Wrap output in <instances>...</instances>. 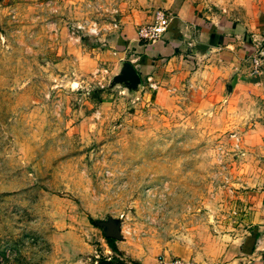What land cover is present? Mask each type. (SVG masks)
I'll return each mask as SVG.
<instances>
[{
    "label": "rangeland",
    "instance_id": "obj_1",
    "mask_svg": "<svg viewBox=\"0 0 264 264\" xmlns=\"http://www.w3.org/2000/svg\"><path fill=\"white\" fill-rule=\"evenodd\" d=\"M128 2L0 0V264H192L264 189L243 103L109 86Z\"/></svg>",
    "mask_w": 264,
    "mask_h": 264
},
{
    "label": "crops",
    "instance_id": "obj_2",
    "mask_svg": "<svg viewBox=\"0 0 264 264\" xmlns=\"http://www.w3.org/2000/svg\"><path fill=\"white\" fill-rule=\"evenodd\" d=\"M229 1L130 0L127 4L121 3L116 51L102 55L113 61L114 73L127 60L140 76H149L156 88L144 93L143 98L147 94L156 103L172 99L174 95H170L169 90L187 83L195 85L199 91H207L206 101L243 103L247 109L245 118H249L244 121L248 126L246 134L254 142H262L264 0L257 3L246 0L240 7ZM124 5L128 7L125 9ZM158 9L169 16L168 29L154 43L146 44L139 40L138 29L151 23ZM188 42L205 44L208 51L198 53L189 48ZM253 55L262 58L259 74L251 73ZM245 193V214L233 225L234 232L227 235V242H206L213 250L204 252L203 249L192 259V264H264V189Z\"/></svg>",
    "mask_w": 264,
    "mask_h": 264
},
{
    "label": "built area",
    "instance_id": "obj_3",
    "mask_svg": "<svg viewBox=\"0 0 264 264\" xmlns=\"http://www.w3.org/2000/svg\"><path fill=\"white\" fill-rule=\"evenodd\" d=\"M170 18L166 12L162 9H158L154 13V19L151 23L141 26L138 29V38L146 44L154 43L162 34L168 29ZM116 26V25H115ZM95 30L89 28V32ZM192 43L188 42L187 45L190 46ZM252 63V74H259L261 71V66L263 64L262 58L259 55H253L251 58ZM149 86L152 89L156 88V84L150 82V77H147ZM163 264H184L182 260L174 259L170 261H161Z\"/></svg>",
    "mask_w": 264,
    "mask_h": 264
},
{
    "label": "water",
    "instance_id": "obj_4",
    "mask_svg": "<svg viewBox=\"0 0 264 264\" xmlns=\"http://www.w3.org/2000/svg\"><path fill=\"white\" fill-rule=\"evenodd\" d=\"M189 48L195 50L198 53H205L208 51L207 46L202 43H192ZM140 83V73L135 70L129 61H124L122 62L119 71L114 74L110 80L109 86L112 87L114 85H123L128 90H136ZM106 236L114 239L117 237V233L113 224L110 225Z\"/></svg>",
    "mask_w": 264,
    "mask_h": 264
},
{
    "label": "trees",
    "instance_id": "obj_5",
    "mask_svg": "<svg viewBox=\"0 0 264 264\" xmlns=\"http://www.w3.org/2000/svg\"><path fill=\"white\" fill-rule=\"evenodd\" d=\"M106 240H107V243L109 244L111 250H113V251H117V248H116V246H115V244H114V240H113V238L107 237ZM97 264H112V262H111L110 260L101 259V260H99V261L97 262ZM117 264H120V263L117 262Z\"/></svg>",
    "mask_w": 264,
    "mask_h": 264
}]
</instances>
